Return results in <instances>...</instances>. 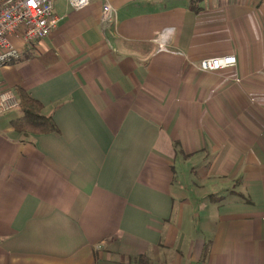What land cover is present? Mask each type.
I'll use <instances>...</instances> for the list:
<instances>
[{"label":"crops","instance_id":"1","mask_svg":"<svg viewBox=\"0 0 264 264\" xmlns=\"http://www.w3.org/2000/svg\"><path fill=\"white\" fill-rule=\"evenodd\" d=\"M69 3L0 68L59 130L0 116V264H264V0Z\"/></svg>","mask_w":264,"mask_h":264},{"label":"built area","instance_id":"2","mask_svg":"<svg viewBox=\"0 0 264 264\" xmlns=\"http://www.w3.org/2000/svg\"><path fill=\"white\" fill-rule=\"evenodd\" d=\"M75 9L86 8L90 0H69ZM55 0H0V68L23 56L21 47L48 38L57 28L59 18L54 14ZM116 11L106 3L102 20L110 23ZM234 55L201 60V72H217L237 66ZM20 109V97L12 89L0 92V116Z\"/></svg>","mask_w":264,"mask_h":264},{"label":"trees","instance_id":"3","mask_svg":"<svg viewBox=\"0 0 264 264\" xmlns=\"http://www.w3.org/2000/svg\"><path fill=\"white\" fill-rule=\"evenodd\" d=\"M22 116L11 122L14 131L23 134H51L58 132L55 121L43 114V105L22 88H17ZM147 257H140L135 264H145Z\"/></svg>","mask_w":264,"mask_h":264},{"label":"rangeland","instance_id":"4","mask_svg":"<svg viewBox=\"0 0 264 264\" xmlns=\"http://www.w3.org/2000/svg\"><path fill=\"white\" fill-rule=\"evenodd\" d=\"M60 3V2H59ZM70 4V6H71V3H69ZM72 7V6H71Z\"/></svg>","mask_w":264,"mask_h":264}]
</instances>
